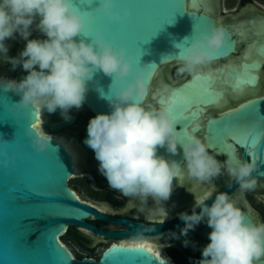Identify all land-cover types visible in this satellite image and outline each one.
Listing matches in <instances>:
<instances>
[{
	"label": "water",
	"instance_id": "water-1",
	"mask_svg": "<svg viewBox=\"0 0 264 264\" xmlns=\"http://www.w3.org/2000/svg\"><path fill=\"white\" fill-rule=\"evenodd\" d=\"M72 2L76 5L80 4L81 0H72ZM87 2L88 0H85V4ZM90 2L92 7L97 9L101 0H90ZM216 2L217 0H113L114 11L123 14L124 10H129L132 15L123 21L114 22L102 11H94V19L86 29V31H90V35L87 37L82 35L77 39L83 38L91 42L94 34L100 32L116 46L126 48L134 58V70H141L144 75L148 88L147 94L143 98L145 106L159 70L171 63H177L175 53L179 49L175 48L174 44L178 43L180 47H185L201 35L210 34L211 27L219 24L215 17ZM208 3H212V6ZM183 7L185 13L182 11ZM196 14L207 17V19L195 16ZM224 26L227 30L226 44L219 51L224 52L227 43H230L231 40L234 41V49L213 61L228 58L237 51V39L230 29L226 25ZM256 31L258 40L252 48L254 58L243 61L240 68L237 69L238 72H243L242 65L245 63L251 64L264 58V55L261 54V48L264 47V18L256 22ZM186 36L189 39L183 40ZM139 59L142 64L141 68L137 62ZM145 64L150 65L145 66ZM256 70L253 71V74L258 76L257 84L255 86L246 85L243 90L239 91H249V93L227 112L238 109L240 105L249 101H256L258 112L249 117L245 123H253L258 126V117L264 116V75L258 74ZM149 72L152 75L148 78ZM23 74L21 69L15 71V75L19 79L23 78ZM193 76L179 86L165 89L156 102L159 104V99L166 98L171 90L181 89L190 83ZM260 81L263 83L262 87H258ZM232 82L233 77L229 73L217 76L214 90L221 93L224 90L236 92L231 87ZM8 84L9 81L6 79H0V135H2L0 136V264H137L136 257L139 255H143L146 264H159V261H163V264H175L172 260L162 258L153 251L150 253L153 257H150L141 251L133 253L130 250H123L142 244L124 245L122 241L148 239L163 244L164 241L159 240L158 237L184 226V222L179 219L177 212L192 205L195 199L199 200L208 191L216 189L211 183L212 178L203 181L200 185H192L178 191L182 179L195 178L190 177L187 172L183 150L179 144L176 155L161 148L158 150V154L163 155L166 159H175L180 164L177 177L173 180L172 195L163 204L153 200L151 204L147 202L139 204L149 205L154 209L155 215L166 217V219L158 222H141L112 215L75 192L70 182L79 176L75 175L73 155L62 141L48 135L51 140L48 149L44 152L35 151L32 147L33 137L36 134L44 135L37 127H32L33 124L37 126L39 107L30 106L26 110L13 108V104L20 100V96L10 89ZM110 84L111 79L102 72H98L94 80L89 82V90L83 106L80 109L70 110L72 117L70 121H65L57 110L53 121L48 126L49 131L74 127L83 128L86 124L84 135L81 136L78 131L72 132L84 143L87 138V125L90 118L99 113L111 111L106 99L101 98L97 91V89H101L104 93L112 95L116 89L113 88L112 91H109ZM184 92L195 94L196 89L185 88ZM222 104L223 100L220 99L213 105L221 107ZM159 105L167 109L166 105ZM210 106L205 107L203 112L186 129L191 138L198 135L204 136V139H201L204 143H206L205 136L212 135L209 128L215 132L219 128L216 121H220L224 116V113L215 117L210 116L208 112ZM83 107L87 110L89 117L85 122L80 123V113H85ZM194 110L195 106L191 111ZM196 125L200 126V130L193 132ZM182 128L183 125H177L181 142L191 139L185 136ZM29 129L32 131V136L28 135ZM227 135L228 133H225V137ZM261 139L264 140V137ZM228 143L232 142L228 141ZM210 152L218 160L231 159L233 164L239 160L254 162L256 164L254 177L264 181V152L259 151V144L256 148H246L242 144H235L232 148L224 149L220 154H217V150H210ZM80 177H87V174ZM262 184L264 186V183ZM238 188L239 185L233 180L211 196L206 198L204 196L203 200L211 205L216 195L220 193L230 195ZM164 207L171 208L170 212H165ZM192 208L193 206L186 212L191 214ZM196 211L199 212L200 209L197 208ZM241 211L245 215V222L256 224V221L247 214L246 210L241 209ZM247 211L251 212L250 209ZM170 214H174V216L169 217ZM91 218L119 224L125 228L116 230L104 227L92 223ZM155 218L157 219V217ZM71 226L81 227L92 234L109 239L111 242L98 259L89 256L77 258L61 240ZM113 246L117 249H112ZM110 249H112L111 252H109ZM156 257L159 261L155 259ZM261 264H264V261Z\"/></svg>",
	"mask_w": 264,
	"mask_h": 264
},
{
	"label": "clouds",
	"instance_id": "clouds-1",
	"mask_svg": "<svg viewBox=\"0 0 264 264\" xmlns=\"http://www.w3.org/2000/svg\"><path fill=\"white\" fill-rule=\"evenodd\" d=\"M114 8L113 0H101L97 10L114 22L132 15L129 10L121 14ZM91 19L92 15L75 7L72 0H0V58L10 63L12 70L22 66L27 73L19 81L9 80L8 87L20 96L13 108L37 106L48 113L59 110L62 118L70 121V110L83 106L89 82L102 72L111 79L109 91H116L108 95L97 89L111 111L90 118L84 144L94 152L98 171L109 187L142 202L149 198L162 204L168 201L180 164L158 154V150L163 148L176 155L179 144L190 177L208 181L221 175L223 169L241 190L255 189L254 162L220 161L196 136L181 142L176 121L167 109L144 106L148 91L144 75L134 70V58L126 48L116 46L100 32L91 42L77 39L86 32ZM34 23L45 39L29 38ZM17 34L26 44L17 56L10 57L6 40L15 39ZM226 36L225 26L216 24L210 34L201 35L185 47L175 43L179 49L175 53L177 74H194L211 64ZM188 39L186 36L183 40ZM28 135L32 136L31 129ZM50 141L48 135L36 134L32 147L44 152ZM178 216L184 222L182 236L203 221L211 228L210 243L194 264H259L264 258V223L245 222L244 213L226 193L216 195L211 205L195 199L191 214L185 211ZM172 236L179 238L175 233ZM183 243L187 247L190 242L185 239Z\"/></svg>",
	"mask_w": 264,
	"mask_h": 264
},
{
	"label": "flooded vegetation",
	"instance_id": "flooded-vegetation-1",
	"mask_svg": "<svg viewBox=\"0 0 264 264\" xmlns=\"http://www.w3.org/2000/svg\"><path fill=\"white\" fill-rule=\"evenodd\" d=\"M216 3H217L215 9L216 20L219 24L226 25L233 33V35L237 39V51L228 58L213 61L209 65L198 68L196 73L217 72L218 70H221L219 71L218 76H224L228 73L227 71L223 70L226 67H235L236 69H239L243 61L252 60L254 58V53L252 51V48L254 47V45L258 40V32L256 31V22L264 18V0H217ZM36 23L38 22L36 21ZM29 38L45 39L46 37L42 38V34L35 29V23H34L32 34ZM6 43L9 45L8 56L15 57L19 54L20 51L23 50L26 41H22V39L17 34L15 39H8L6 40ZM1 61L2 58H0V66L4 64L2 62H6V61H2V62ZM258 62L261 64V67L258 70H256V72L258 74L264 75V58L260 59ZM5 64L6 67L11 69L12 71V67L10 66L11 64L8 62ZM178 66H179L178 62L171 63L170 65L163 67L159 70L157 76L155 77L154 83L150 89L149 97L147 100L148 103H146L145 107L161 108V106L156 102V99L163 93L165 89H168L173 86H179L184 82L190 80L191 77L194 74H196V73L194 74L184 73L178 75L177 74ZM18 69H21L23 73H26V71L23 70L22 66H18L14 70V74L15 71H18ZM262 86L263 83L260 81L258 87H262ZM222 93H223L222 106L220 107L218 105H211L208 108V112L210 116H214V117L219 116L220 114H223L228 110L232 109L236 104L240 103L242 99L246 97V95H248L249 91L233 92L232 90H224ZM197 137L204 139V136L202 135H198ZM220 161H224V159H220ZM86 178H89V175H87ZM229 178L230 176L227 174L225 170H223L221 175L212 178L211 183L216 188L215 190L217 191L222 188L221 186L223 182L228 180ZM213 179H215V183L213 182ZM256 180H257V185L255 189L243 191L240 188H238L228 196L230 197V199H232L235 202L236 206H238L243 210H246L247 214L253 220L256 221V224H259V223H264V186L262 184L264 183V181L258 179ZM106 184L108 185V183ZM113 190L119 192L118 190L115 189ZM215 190L212 189L211 192L214 191L215 193L216 192ZM211 195H207L205 196V198ZM136 200L129 201L125 209L118 212H112L103 206H98V205L97 206L102 207L103 210L107 211L112 215L131 218L141 222H158L165 220L161 218L162 216L155 215L153 211L154 209L149 207V205L146 204L145 206V204H139L142 201L138 200L136 202ZM150 201L152 202V200H149L147 201V203H149ZM164 208H165L164 209L165 212H170L171 210V208L168 207H164ZM131 209L141 210L143 212L142 213L143 216L142 214L134 215L132 212H130ZM247 209H250L251 212H248ZM186 210L187 209L185 207L177 213L185 212ZM172 215L173 214H170L169 217H172ZM155 217H157V219ZM90 221L94 224L102 225L104 227H108L111 229L119 230L125 228L119 224L107 223L97 220L95 218H91ZM110 225H112V227ZM183 227L184 226H182L181 228ZM181 228H179L174 232L164 234L163 236L158 237V239L164 241L163 243L165 245L164 247L170 250V252H168L167 255L172 259V261L175 264H194L195 261L202 258L201 251L203 247H205L208 243H210L209 233L211 232V228L207 226L206 221H203L200 224H198L194 230H189L186 237L180 235ZM172 233H175L177 236H179V238L177 239L173 237ZM152 239H154V237H152ZM185 239H187L190 242L187 247H185L183 243ZM173 250L176 252L175 255L171 252ZM263 261L264 258H261L259 264H261V262Z\"/></svg>",
	"mask_w": 264,
	"mask_h": 264
},
{
	"label": "snow or ice",
	"instance_id": "snow-or-ice-1",
	"mask_svg": "<svg viewBox=\"0 0 264 264\" xmlns=\"http://www.w3.org/2000/svg\"><path fill=\"white\" fill-rule=\"evenodd\" d=\"M74 6L79 8L86 15L91 14V22L94 19V11H98L92 7L90 0H88L86 4L85 0H81L80 4H76ZM182 11L185 13L184 7L182 8ZM195 16L200 15L196 14ZM200 17L207 19V17ZM82 35L87 37L90 35V31H86ZM233 49L234 41L231 40L230 43H227V47L224 52L218 51L214 54V59L229 53ZM261 54L264 55V47L261 48ZM137 62L141 68V60L139 59ZM259 67L260 63L258 61H254L251 64L245 63L242 65L243 72H238L235 67H226L223 70L227 71L229 75L233 77L231 87L234 91L239 92L243 90L246 85L255 86L257 84L258 76L254 75L253 71ZM219 71L221 70H218L217 72L197 73L193 76L190 83L184 85L181 89L171 90L170 94L166 98L161 97L159 99V104L166 105L168 112L173 116L176 124L183 125L181 130L185 132V136L188 138H191V136L186 131L187 126L191 124V122L195 120L200 113L203 112L205 107L216 104L220 99H222L223 93L214 90V85ZM151 75L152 73L149 72L148 78ZM185 88H195L196 92L195 94H186L184 92ZM193 106H195V110L191 111ZM257 112V102L249 101L246 104L240 105L238 109L224 113V116L221 118V120L216 121L217 124H219V128L215 132H212V129L209 128V131L212 133V135L205 136L206 144L208 145L209 150H217V154H220L224 149L232 148V146L235 144H242L246 148H256L259 144V151L264 152V140L261 139L264 137V116L260 115L258 117V126L253 123H245L249 117L256 115ZM32 127L35 128L36 125L33 124ZM199 130V125H196V127L193 128V132ZM225 133H228L226 137ZM214 140L216 141L215 143ZM228 141H231L232 143L229 144ZM112 249L117 248L113 246ZM112 249H110L109 252H111ZM123 250H130L133 253L141 251L142 253H147L148 256L153 257L150 255L152 252L151 248H146L144 245H137L136 247ZM155 259L159 261L158 257ZM136 260L137 264H146L143 255L137 256ZM159 264H163V261H159Z\"/></svg>",
	"mask_w": 264,
	"mask_h": 264
},
{
	"label": "rangeland",
	"instance_id": "rangeland-1",
	"mask_svg": "<svg viewBox=\"0 0 264 264\" xmlns=\"http://www.w3.org/2000/svg\"><path fill=\"white\" fill-rule=\"evenodd\" d=\"M38 22V20H37ZM43 38V37H42ZM22 41H25L22 39ZM7 63V62H2ZM6 65V64H5ZM11 66V65H10ZM12 75L17 77L14 74V70L11 71ZM55 114V113H54ZM53 114V116H54ZM81 122L88 119L89 114L87 113H80ZM87 116V117H86ZM86 117V118H85ZM83 118V119H82ZM83 120V121H82ZM84 121V122H85ZM81 131V136L85 134V128H79ZM82 129V130H81ZM71 132L73 130L71 129ZM223 172V169H222ZM92 175H89V178L86 177H76L71 180L70 184L74 188L75 191L81 195L84 199L98 205L107 208L112 212H118L124 210L125 207L128 205L129 201L133 200L136 202L140 200L139 198H130L125 197L120 191L116 192L110 187H108L106 178L100 174V172H91ZM219 179V178H218ZM215 183V179H213ZM216 191V190H215ZM214 191L210 192L208 195L213 194ZM152 200L148 199L147 201ZM134 215L142 214L143 212L138 209H131ZM143 216V214H142ZM112 227V225H110ZM61 240L67 245V247L72 251V253L77 257L81 258L82 256H89L98 259L103 252V250L110 244L111 240L105 239L103 237L97 236L88 232L87 230L72 226L62 238ZM156 243V242H155ZM161 245V244H159ZM162 246H165L162 244ZM165 253L167 254L170 252L168 249H164ZM174 255L176 252L173 250L171 251ZM184 262V261H183Z\"/></svg>",
	"mask_w": 264,
	"mask_h": 264
},
{
	"label": "bare ground",
	"instance_id": "bare-ground-1",
	"mask_svg": "<svg viewBox=\"0 0 264 264\" xmlns=\"http://www.w3.org/2000/svg\"><path fill=\"white\" fill-rule=\"evenodd\" d=\"M208 4L212 6V3H208ZM42 37L44 38L45 36L42 34ZM2 61H5V60L2 59ZM25 75H27V73H24L23 74V77ZM0 79H6L7 81H9V80H17V81H19L20 80L19 78H17V77H15V76L12 75L10 69L7 68L5 64H3L0 67ZM83 109H84L85 113H87V110L84 107H83ZM53 114L54 113H48L44 109H42V108L39 107V120H38V123H37V126H36L37 129L39 131H41L42 134H44V135H50L53 138L58 139V140L62 141L65 144V146L67 147V149L73 155L74 166H75V175L76 176H79L80 177L83 174H87V175H90L91 176L92 175L91 172H95V171L99 172L98 171V161L95 159L94 152H92L78 137L75 136L74 133L71 132V129L74 132L75 131L77 132L78 130H80L79 129L80 127H76V128L75 127L74 128H66V129H61V130H58V131H49L48 126L50 125V123L54 119ZM80 118H81V116H80ZM84 121H85V119H84ZM80 123H82V122L80 121ZM85 126H86V124L84 125L83 128H85ZM78 132H81V131H78ZM202 183H203V181H200V180H198L196 178L195 179H191L189 177H186V178L182 179V181L180 182V189L178 191H181L184 188H189L192 185L197 186V185H200ZM75 192L79 195V193L77 191H75ZM210 192H211V190L208 191L203 196H201V198L199 200L204 199V196H207ZM149 203L151 204L152 202L150 201ZM194 204H195V202L191 206L186 207V209H189L190 207L194 206ZM155 205L160 206L159 204H155ZM173 215H172V217H173ZM161 218L162 219H166V217H161ZM122 244H124V245L125 244H131V245L142 244L144 246H147L148 248H151V250L153 252H155L157 255H159L160 257L167 258L169 260H172L165 253V251H164V248L165 247L162 246V244L159 245L158 243L153 242V240L141 239L139 241H130V242L122 241Z\"/></svg>",
	"mask_w": 264,
	"mask_h": 264
},
{
	"label": "trees",
	"instance_id": "trees-1",
	"mask_svg": "<svg viewBox=\"0 0 264 264\" xmlns=\"http://www.w3.org/2000/svg\"><path fill=\"white\" fill-rule=\"evenodd\" d=\"M231 181H233V179L230 177L228 180H226V181L223 182V184H222L221 187L227 185V184L230 183ZM68 232H69V231H68ZM82 257H83V256H82ZM82 257H81V258H82Z\"/></svg>",
	"mask_w": 264,
	"mask_h": 264
}]
</instances>
